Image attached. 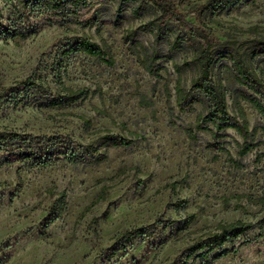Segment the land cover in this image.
Instances as JSON below:
<instances>
[{
	"label": "rangeland",
	"instance_id": "obj_1",
	"mask_svg": "<svg viewBox=\"0 0 264 264\" xmlns=\"http://www.w3.org/2000/svg\"><path fill=\"white\" fill-rule=\"evenodd\" d=\"M140 1L143 8L135 14L133 4ZM173 1L195 27L225 42L213 50L218 58L213 80L226 92L231 117L243 109L258 146L240 155V134L229 128L216 138L211 123L210 129H196V138L187 135L185 127H196L208 104L181 112L174 86L178 77L186 87L198 77L194 56L206 41L196 37L171 52L166 40L141 29L160 13L150 1L88 0L77 13L66 14L20 11L12 0H0V23H15L25 32L0 38V131L33 136L36 146L75 150L101 144L107 131L134 140L111 148L97 165L61 159L48 166L28 160L1 164L18 147L0 141V264H264L259 226L264 208L247 197L264 199V118L244 98L253 91L238 81L225 56L229 50L243 54L263 81L257 95L264 100V56H253L255 40L264 39V0H238L224 9L216 7L220 0ZM171 25L179 34L189 30L176 20ZM83 34L109 44L116 63L85 53L69 56L61 69L64 85L88 89L89 95L64 106L47 105L46 98L61 91L55 77L61 46ZM140 44L166 56L158 61V77L143 66ZM31 76L43 87L20 103L8 101L14 88L28 92L18 83ZM214 142H224L227 151L210 149ZM62 192L66 210L44 231L43 221ZM189 214L194 219L180 229ZM236 220L254 226L224 246L235 251L209 262L188 256L197 238L219 222ZM139 227H146V234L123 249L122 233Z\"/></svg>",
	"mask_w": 264,
	"mask_h": 264
},
{
	"label": "trees",
	"instance_id": "obj_2",
	"mask_svg": "<svg viewBox=\"0 0 264 264\" xmlns=\"http://www.w3.org/2000/svg\"><path fill=\"white\" fill-rule=\"evenodd\" d=\"M127 2L136 3V0H124ZM158 10L159 14L149 20L141 29L145 32H151L157 39L166 40L170 51L178 50L184 44L191 43L196 37H201L206 41V47L198 50L194 56V62L199 67L200 73L196 79L193 80L190 87H186L180 77L177 78L174 91H175V105L181 112L191 111L194 105L198 102L208 104L206 113L198 116L196 127L186 126L185 131L191 138H196L195 130L210 129L207 124H213V129H210L212 135L216 138L226 136L225 131L229 128L235 129L243 139V143L239 145V154L246 155L258 146L256 141V131L250 130L247 116L242 108H239V117H231L228 111L226 92L222 84H217L213 80V72L218 62L217 56L213 53L216 47L225 45V42L209 36L207 31L201 27H195L194 24L189 22L185 15L178 9L173 0H148ZM238 0H220L217 4L218 9H224L225 5H232ZM15 6L20 10L31 9V11H59L58 13L65 12L66 14L77 13L81 7L88 5V0H12ZM122 4V3H121ZM143 2L133 4L132 11L138 14L143 8ZM16 8V9H17ZM20 10V11H21ZM18 12V11H17ZM176 20L183 27L189 29L185 34L173 32L172 21ZM99 21V20H98ZM97 21V22H98ZM99 23V22H98ZM103 25V23H100ZM101 25V27H102ZM25 32L21 30L15 23L11 25H4L0 23V38H15L17 36H24ZM173 35V37H171ZM172 38V40H170ZM255 48L253 56H264V39L255 40ZM193 46V45H191ZM139 47L140 60L145 69L158 77L160 71L159 59L166 57L160 54L157 50H149L142 44ZM60 61L57 65L56 79L57 84L61 87V91L54 97L46 98L47 105L50 106H64L74 103L89 95V90L85 88L73 89L64 85L62 81L61 69L66 58L73 54L85 53L96 57L97 59L106 62L109 65H114L115 58L112 48L106 42L101 44L94 41L87 35H74L67 38L66 42L60 48ZM225 56L229 57L231 63L236 70V77L239 82L247 86L253 94H246L244 98L252 104V106L264 118V100L258 97L257 94H262L261 87L263 81L257 73L251 69L244 59L243 54L238 50L233 52L227 51ZM170 57V56H167ZM175 70L180 73L181 66L174 63ZM40 78L34 76L28 77L26 80L19 82L23 85L24 90L28 91L22 95V92L15 93L17 88L12 89L13 94L9 96L8 101H16L20 103L24 99L31 96V93L38 91L43 87L41 83H37ZM39 93V92H38ZM3 94L2 96H4ZM33 136H28L14 130L0 131V141L10 143H17L18 149L10 151L5 160L1 164H10L18 161L28 160L33 166H48L58 160L65 159L74 164L97 165L104 162L109 157V150L113 147L129 146L134 140L128 139L109 131L101 136L103 142L99 145L88 143L81 150L71 148H60L56 144H48L47 146H36L32 139ZM208 147L215 150H225L224 142L209 143ZM264 156V154H263ZM231 159V157H230ZM235 164L238 161L233 159ZM104 196L94 200L91 205L99 202ZM252 201L261 203L264 208V199L253 200L252 196H247ZM67 196L62 192L51 204L48 214L43 221V230L46 231L57 219H59L67 206ZM194 219L193 214H189L184 220L182 228H186ZM254 226L251 222L236 220L233 222H219L214 230L207 232L204 236L197 238L189 246L188 256L195 258L201 257L204 261L209 262L214 258H219L229 254L232 251L224 246L227 243H232L241 234L249 231ZM261 235L264 233V219L259 223ZM147 232L146 227H139L131 229L122 233V248L125 249L127 244L130 243L137 236H144Z\"/></svg>",
	"mask_w": 264,
	"mask_h": 264
}]
</instances>
